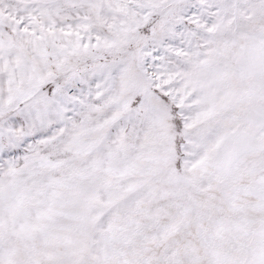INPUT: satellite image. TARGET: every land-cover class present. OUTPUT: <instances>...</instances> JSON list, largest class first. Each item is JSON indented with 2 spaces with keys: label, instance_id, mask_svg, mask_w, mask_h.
<instances>
[{
  "label": "snow or ice",
  "instance_id": "snow-or-ice-1",
  "mask_svg": "<svg viewBox=\"0 0 264 264\" xmlns=\"http://www.w3.org/2000/svg\"><path fill=\"white\" fill-rule=\"evenodd\" d=\"M0 264H264V0H0Z\"/></svg>",
  "mask_w": 264,
  "mask_h": 264
}]
</instances>
